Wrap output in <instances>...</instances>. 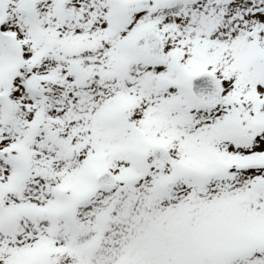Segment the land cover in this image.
Segmentation results:
<instances>
[{
    "label": "snow or ice",
    "instance_id": "6c2138e0",
    "mask_svg": "<svg viewBox=\"0 0 264 264\" xmlns=\"http://www.w3.org/2000/svg\"><path fill=\"white\" fill-rule=\"evenodd\" d=\"M0 264H264V0H0Z\"/></svg>",
    "mask_w": 264,
    "mask_h": 264
}]
</instances>
